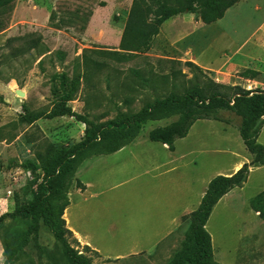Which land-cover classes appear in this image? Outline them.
Segmentation results:
<instances>
[{
  "label": "rangeland",
  "instance_id": "obj_1",
  "mask_svg": "<svg viewBox=\"0 0 264 264\" xmlns=\"http://www.w3.org/2000/svg\"><path fill=\"white\" fill-rule=\"evenodd\" d=\"M132 2L0 0V213L30 199L31 175L19 166L23 160L37 162L50 143L67 145L83 135L85 125L67 115L41 117L32 123L20 119L22 105L33 112L51 109L54 73L78 77L79 88L69 105L96 122L117 111L136 110L153 95L169 92L173 81L180 83L181 74L191 77L186 61L205 69L215 83L264 88V0H239L211 23H204L196 13L174 15L162 22L143 51L120 48ZM110 52L127 56L117 58ZM171 69L180 71L178 77L162 82L159 75ZM246 69L258 73L245 77ZM150 72L159 79L155 77V88L141 80ZM173 118L145 122L139 135L123 148L91 156L77 168L74 178L84 187L73 182L63 217L73 244L80 252L88 245L90 250L85 252L93 264H166L180 247L186 218L181 233L148 251L157 238L150 232L157 211L152 197H158L153 180L158 183L176 172L160 176L159 165L170 152L151 141L147 132ZM239 121L231 110H220L219 120L194 121L187 135L174 141L176 154L184 151L189 152L188 158L196 157L202 178L228 167L232 160L228 151L239 150L238 143L244 148ZM195 168L190 165L182 171L191 173ZM252 194L254 190L246 188L240 199L213 207L205 227L215 264H264V218L251 207ZM13 225L6 220L0 229V263L2 236ZM7 264L64 261L59 244L40 225L35 238Z\"/></svg>",
  "mask_w": 264,
  "mask_h": 264
},
{
  "label": "trees",
  "instance_id": "obj_2",
  "mask_svg": "<svg viewBox=\"0 0 264 264\" xmlns=\"http://www.w3.org/2000/svg\"><path fill=\"white\" fill-rule=\"evenodd\" d=\"M239 0H133L120 39V48L147 50L159 26L166 19L185 12L196 13L204 23L220 19L225 11ZM148 16V17H147ZM117 58L125 54L110 52ZM191 77L181 74L180 83L173 81L166 94H155L144 100L136 110L117 111L108 119L96 122L86 114L77 112L69 105L79 88L77 76L65 71L51 76L50 93L52 107L49 111H30L22 105L20 119L32 123L38 118H52L67 115L83 123V135L76 142L60 145L50 143L38 161L23 160L19 166L28 170L27 180L30 199L17 201L11 211L0 213V229L5 221L14 225L2 236L3 262L13 260L24 247L35 238L40 225H44L59 244L64 264H93L88 245L80 252L73 242L71 230L63 217L69 204L68 192L73 182L80 188L84 185L75 180L79 165L91 156L110 154L133 141L142 125L149 120H172L150 128L147 136L151 141L166 144L172 150L174 141L184 137L194 121L198 119L219 120L220 110H231L240 121L238 133L251 160L233 174H218L212 177L198 206L182 217L188 220L180 247L166 264H215L212 259L211 236L205 228L208 217L217 201L233 187L246 180L250 166L264 164V145L257 141L264 124V88H243L240 85H225L213 82L205 69L186 61ZM135 77L140 72L135 70ZM249 73V74H247ZM257 70L246 69L245 77H252ZM179 70L159 75L162 82L171 76L175 79ZM156 75L141 77L142 82H151L156 87ZM188 83V84H185ZM253 210L264 218V191L250 201ZM95 252V251H93Z\"/></svg>",
  "mask_w": 264,
  "mask_h": 264
},
{
  "label": "crops",
  "instance_id": "obj_3",
  "mask_svg": "<svg viewBox=\"0 0 264 264\" xmlns=\"http://www.w3.org/2000/svg\"><path fill=\"white\" fill-rule=\"evenodd\" d=\"M236 140L238 141V137H236ZM257 141L264 145V124L258 133ZM163 148L170 152V156H168L167 161H164L159 165V168H163L160 170V176L172 172L176 173L175 176L161 179L158 183L153 180V193H157L158 197L155 195L152 197L153 210L155 208L157 211H155V220L150 224V232L151 234L153 233L157 235V238L154 240L155 242L151 249L148 250L149 252L154 248H157L160 242L169 241L171 235H178L181 233L180 227L183 223L182 217L189 214L198 206L201 197L206 190L207 184L212 177L218 174H233L242 166V164L246 162L248 163L251 160V155L245 149V146L243 148L241 143H238L237 148H239V150L228 151L232 159L230 164H228V167L222 166L220 169L215 170L208 176L202 178L198 175L197 167H199V165L197 166L196 157L188 158L187 156L190 155L189 152L186 153L184 151L176 154V147L170 150L166 144H163ZM175 161L177 163L179 161V165H174L173 163ZM190 165L193 167L196 166V168L191 173H184L182 169L185 167L188 168ZM151 171L149 172L151 173ZM263 173L264 164L250 166L247 178L242 185L233 187L224 194L214 206L224 200L240 199L246 188L254 190V194H252L253 196L250 195L249 198L251 201L254 196L264 191V176L261 175ZM139 252L142 251L139 250Z\"/></svg>",
  "mask_w": 264,
  "mask_h": 264
}]
</instances>
